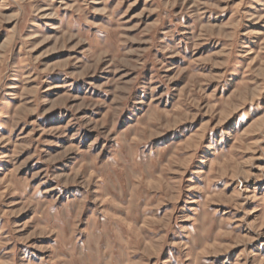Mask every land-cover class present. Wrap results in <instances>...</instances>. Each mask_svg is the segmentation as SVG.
Wrapping results in <instances>:
<instances>
[{
    "label": "rangeland",
    "instance_id": "1",
    "mask_svg": "<svg viewBox=\"0 0 264 264\" xmlns=\"http://www.w3.org/2000/svg\"><path fill=\"white\" fill-rule=\"evenodd\" d=\"M0 264H264V0H0Z\"/></svg>",
    "mask_w": 264,
    "mask_h": 264
}]
</instances>
